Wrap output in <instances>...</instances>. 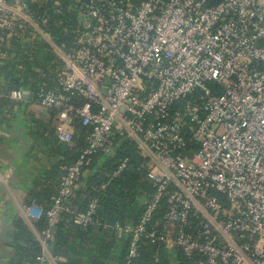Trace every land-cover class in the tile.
I'll use <instances>...</instances> for the list:
<instances>
[{"label": "built area", "instance_id": "built-area-1", "mask_svg": "<svg viewBox=\"0 0 264 264\" xmlns=\"http://www.w3.org/2000/svg\"><path fill=\"white\" fill-rule=\"evenodd\" d=\"M36 1L0 0V78L21 33L47 42L62 62L57 85L8 97L52 112L62 143L73 139L75 116L87 127L40 239L60 210L101 224L96 197L78 211L69 196L87 154L109 157L128 140L154 186L139 198L137 221L104 225L130 236L128 257L146 237L181 253L176 264H264V0H67L76 20L68 51L34 14ZM127 166L123 158L107 175ZM23 213L31 224L43 211L31 199Z\"/></svg>", "mask_w": 264, "mask_h": 264}, {"label": "trees", "instance_id": "trees-1", "mask_svg": "<svg viewBox=\"0 0 264 264\" xmlns=\"http://www.w3.org/2000/svg\"><path fill=\"white\" fill-rule=\"evenodd\" d=\"M37 0L31 3L34 14L44 15L45 27L53 39L68 51L73 46L76 27L75 14L67 5V0ZM21 38H26L21 33ZM19 37L8 47L11 57H6L4 93L18 87H27L34 93L40 86L57 85V70L62 64L53 53L47 42ZM7 106L15 107L5 96H0V113ZM50 114L53 116L52 112ZM86 128L81 125L78 116L73 120V139L69 143L58 141L51 124L45 127L47 133L33 128V133L45 140L50 139L52 146L59 152L60 158L47 170L42 178L35 182L29 191V200L34 199L41 206L43 214L31 224L23 217L14 219L12 243L15 256L11 264H39L42 254L43 231L48 227L46 211L52 203V196L57 193L65 167L74 162L85 147ZM128 159V166L119 174L109 178L123 159ZM146 158L137 151L135 145L128 140L122 141L113 155L103 156L101 153L87 154L81 170L80 180L85 184L73 190L69 196V204L78 211L87 208L94 197L97 198L94 217L101 224L82 226L77 224L66 210H60L53 223V233L45 240L46 246L53 256L61 257L57 264H171L167 251L160 243H151L148 238L141 237L136 244V253L128 257L130 236L116 238L110 228L113 221L135 222L141 206L138 199L153 191V182L147 176ZM79 180V181H80ZM105 184L103 188L101 185ZM182 260L181 253L178 254Z\"/></svg>", "mask_w": 264, "mask_h": 264}, {"label": "crops", "instance_id": "crops-1", "mask_svg": "<svg viewBox=\"0 0 264 264\" xmlns=\"http://www.w3.org/2000/svg\"><path fill=\"white\" fill-rule=\"evenodd\" d=\"M4 80V77L3 80L0 78V96L16 103L15 107L7 106L0 113V264H11L15 256L12 243L14 219L23 217L26 220L23 207L29 202V191L42 178L44 171L57 162L60 154L50 139L45 140L33 133L34 127L41 133H47L45 127L49 124L54 128V115L35 102L11 100L8 93L12 89L4 93L1 88ZM83 184L84 181L80 180L74 190ZM112 231L116 238H122ZM40 241L43 252L39 264H57L62 260L50 253L45 241ZM166 251L170 263L176 264L177 252ZM109 264L116 262L112 260Z\"/></svg>", "mask_w": 264, "mask_h": 264}]
</instances>
